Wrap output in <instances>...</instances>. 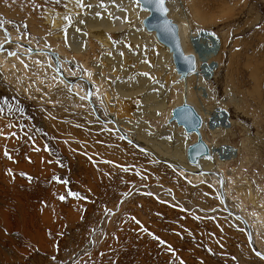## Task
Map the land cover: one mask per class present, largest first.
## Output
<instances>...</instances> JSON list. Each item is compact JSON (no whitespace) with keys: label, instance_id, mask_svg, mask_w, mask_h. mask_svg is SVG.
<instances>
[{"label":"rangeland","instance_id":"1","mask_svg":"<svg viewBox=\"0 0 264 264\" xmlns=\"http://www.w3.org/2000/svg\"><path fill=\"white\" fill-rule=\"evenodd\" d=\"M97 2L117 23L123 19L118 0ZM48 4L34 11L30 0H0V30L32 45L57 49L62 55L80 56L86 68L108 79L107 88L95 81L99 84L96 101L104 105L100 94L115 93L114 82L117 85L126 77L106 64L113 57L109 48L115 43L104 49L91 34L81 32L75 42L82 43L89 36L83 44L87 52L70 53L65 38H55L42 23L44 7L61 9L63 2L50 0ZM240 14L219 28L221 33L231 32L232 40L226 66L222 71L215 67L208 79L207 95L215 97L213 107L205 112L212 118L225 104L230 126L225 135L216 137L212 132L220 123L210 118L205 135L215 144L219 157L215 164L227 179L233 205L250 221L255 214L262 216L257 240L264 250V111L256 95H242L240 109L231 104L223 83L230 50L236 44L235 51L243 52L240 59L245 62L243 81L253 93L259 88L264 97V80L256 84L250 76L254 66L248 64L253 56L250 46L255 48L256 41L246 44L254 33H264V0H243ZM102 18L112 21L106 15ZM125 41L128 48L123 60L114 52V61L129 73L127 82L133 87L138 74L132 70L145 66L135 60L141 51L134 53L136 48L131 50V42ZM18 53L11 63L8 58L0 60V264H212L206 255L213 264H264L247 247L242 225L220 210L219 195L210 184H196L173 166L145 157L146 151L126 144L114 129L97 123L86 105L72 99L46 60L24 59ZM155 80L154 87L158 85ZM159 98L153 95L154 101ZM174 101L170 99L168 105ZM140 105L129 104L125 116L136 121ZM169 111L160 117L146 113L143 118L156 132L161 131L164 124H172L165 121ZM250 193L258 196L256 205Z\"/></svg>","mask_w":264,"mask_h":264},{"label":"bare ground","instance_id":"2","mask_svg":"<svg viewBox=\"0 0 264 264\" xmlns=\"http://www.w3.org/2000/svg\"><path fill=\"white\" fill-rule=\"evenodd\" d=\"M30 1L32 5V8H30L31 10L34 9V11L36 7H38V5H46L50 2V0ZM32 1H35L36 3L32 4ZM54 1H62L63 8L56 9L50 8L49 6H42L44 7V9L41 11V15L43 18L42 23L44 25L43 27L46 28H42V30H47L46 32L52 34L55 38L61 40L65 38L64 40L67 43L66 45H68V47L70 48V53L74 52L78 55H82V53L87 52V48H85L83 44H87L89 42V40L87 39L89 38L88 35L87 38L82 36V39L84 37L82 43L75 42L76 39H78L79 33L81 32L91 34L97 39L98 43L104 47V49L111 47L110 45L115 43L113 44L112 48H109L112 50L111 52L113 53V57L110 58V60L106 64L112 66L111 71H122V75L126 76L125 79L121 81V83H117L116 85V83L114 82V85L111 84L112 86H115V93L113 92L112 94V91L101 93L100 100H102V102L104 103V105L102 104L101 106L96 101L99 97V90L97 89L99 84H97L96 82L99 81L102 82V84L104 83L107 88L108 79L105 78V76H103L101 73L99 74L95 70L86 68L83 65L84 63L82 64L80 56L79 59L75 56H66L64 54L62 55V53L57 49H46L45 47L32 45L29 42L20 40L12 33H10V35L5 34L2 30H0V33H2V37H4L1 46L7 45V47H5V50L0 53V60L3 58H8V62L11 63L16 59L15 56L21 55L18 53V51L23 53L22 56H24V59L46 60L51 67V70L54 72V77H56L60 81V83L65 86L66 91L72 97V99L83 103L84 105H86V107H88L89 111L91 110L93 116L97 119L95 120L97 121V123L99 122V124L101 123L111 129H114L116 133H119L122 137L123 135L127 136V139H125V141L127 142L126 144L132 145L139 151H143L141 148L145 149L147 152L144 154L145 157L147 154L151 156L153 160H155V162L157 161L161 165L173 166L175 169H177V166L181 167L182 170L177 169L178 173L187 177L189 180L196 184L200 182H207L208 184H210L219 195L218 198H220V200L218 199V201L220 210L225 213L227 217L232 219L233 217H231L226 212L224 204L221 201V184L219 181V176L222 177L223 181H225L224 194L228 207L233 212L241 214L247 220L252 231L254 245L256 249L264 254V250L261 249L257 240V236L261 228L260 223L262 222V216L260 214H255V220L250 221L249 217L243 211L237 210L233 205L229 194L227 179L223 172L220 170L219 166L215 164L217 163V159L219 158L218 157L216 159L218 154L215 151V144L208 142L207 136L205 135V129H207L209 119L211 118H209L208 114L205 112L207 111L206 109H211L213 107V98L215 97L213 94V97L209 94L207 95V90L209 89L210 85L208 79L213 74V70L215 67H217L219 71H222L223 67L226 66L224 65L226 58L225 54L228 50V44L232 40L231 32L227 31L221 33L219 31V28L228 18H231V16H235V18H237L236 16L241 15L240 13L243 0H167V5L169 7V16L179 26V34L185 52L192 53L197 58V70L196 72L190 74L186 81L180 80L179 75L175 70V66L173 64L169 50L164 45L159 43V41L155 37L154 32H148L143 27V20L148 15V11L143 10L137 0H118L121 3L119 5L122 6L123 10V19L120 20L119 23H117L112 18V15L107 11L105 12L103 11V9H100V4H98L97 2L98 0H80L79 3L77 2V0ZM116 1L117 0H115V2ZM115 5L117 6V4ZM104 15H106L107 18H112V21L104 20L102 18ZM193 19L197 20H194L195 22H197V24L194 23ZM237 28L239 29V27ZM111 34L113 36L117 35L119 37V39H117L118 41L112 40L113 37L110 36ZM200 35L203 36L201 38L202 40H196V38ZM8 36L11 37L12 41L9 44H7L9 41ZM258 36L256 33H254L253 39L249 42H246V44L248 45L253 44L252 42L256 41L254 44L255 48L250 46L253 52V56H249V61L251 63H248L249 61L247 63L254 66L250 70V76L252 77V80H255L254 82H256V84L262 85V80H264V33L262 36H259V38L256 39V37ZM125 40L131 42V50L136 48L135 50H133L134 53H138L137 50L141 51L139 54H136L135 60L138 62H143V66H145V69L136 68V70H132L134 73L138 74L133 78V82L135 83L133 87H131L130 83L127 82L129 80L128 77H130L129 73L125 72L121 64L114 61L116 60V58L114 57V52L117 56L121 57L117 59H119L120 61L123 60L122 58L126 54V50L128 48L123 42ZM18 46H21L22 48ZM235 46L236 44L230 50V58L227 63L225 79L223 82L224 91L228 94L231 104L235 105L238 108L240 106V97L242 95L246 94L253 98H255L254 96L256 95V99L259 103L258 106H260V108L264 111V97L260 95L261 93L258 90L259 88L255 89L254 93L253 91L251 92L252 89L250 90L248 88L241 77L242 70L245 67V62H242V59H240L243 52H241V56L238 55L239 52L235 51ZM29 47L36 51L48 50L50 52L58 53L62 71L68 79H70L71 81H76V84L74 85L72 90L70 89L69 85L62 79V77L57 74L54 58L47 53H37L31 55ZM14 51H17V53H14ZM202 62H205L206 64L204 67H202ZM79 68L81 71L83 68L84 73H80L78 71ZM202 71L203 73H201ZM152 75H154V77ZM79 77L86 79L91 84L92 100L97 108L99 115L107 121L114 120L121 133L118 131L114 123H103L97 118L93 109L91 108V105L87 101V83L85 81L79 80ZM156 77L158 78V85H155L154 87V84L156 83ZM111 85H109V87H112ZM100 90H103L101 86ZM181 90L182 92L180 93ZM185 91H187V99L189 103L194 105L203 117L204 125L202 128V134L211 149V156L204 158L201 161V171L203 173L197 175H193V173L200 171V169L195 165H190L186 157V149L188 145L194 143L197 140V136L195 134L186 133V131L182 127H179L175 122H173L170 126H166L167 124H164L165 127H167V130L165 129V127H163L161 131L156 132L149 124V122L143 118L146 113H156L158 114V117H160L161 114H166L168 109H170L169 117L167 118L165 116V121L169 122L173 109L183 103ZM153 95L160 97L158 102L153 100ZM170 99L175 100V103L174 105L170 103L173 106L169 108L170 104L168 105V103ZM250 100H252V98H250ZM132 102L141 103V105L135 112L136 121L132 120V118H129L130 116L128 117L124 114V108L128 107L129 104H132ZM218 105L220 104L218 103ZM213 109H215V107ZM220 113L223 114V118L220 116ZM226 118H228L227 107L225 104H221L220 110L216 111L211 119L214 122L220 123L223 119ZM232 123L235 124L237 122L233 121ZM227 130V127L220 124V126H218L216 130L212 132V134H216V137L223 136V134L225 135V131ZM135 145H138L140 149ZM223 161L224 160H222V162ZM164 170H162L161 172H163ZM250 196L253 200V203L256 205V202H258V196H255L253 193H250ZM233 219L236 220L235 218ZM236 221L235 222L237 224L240 223L244 228L247 238L246 228L239 220ZM247 245H249L248 238ZM247 247H249L252 251L250 245ZM206 257L212 264L214 263V260L211 257H208L207 255Z\"/></svg>","mask_w":264,"mask_h":264},{"label":"water","instance_id":"3","mask_svg":"<svg viewBox=\"0 0 264 264\" xmlns=\"http://www.w3.org/2000/svg\"><path fill=\"white\" fill-rule=\"evenodd\" d=\"M137 2L140 4V7L143 10L148 11V15L143 20V27L148 32H154L156 39L164 45L170 52L173 64L175 66V70L177 74L179 75L180 80H187L188 76L197 70V58L192 53H186L181 42L180 34H179V26L177 23L174 22V20L169 16V7L167 5V0H165V8L167 9V14L163 15L156 11L154 4H149L146 2V0H137ZM9 43H11V37H9ZM5 46L2 45L0 47V53L3 52L5 49ZM29 50L31 52V55L37 54V53H43V54H49L51 55L55 60L56 65V72L57 74L62 77V79L69 85L70 89L74 87L76 84V81H71L66 77L64 72L61 69V63L59 61V54L50 52L48 50H41L36 51L29 47ZM76 68V67H75ZM77 69V68H76ZM79 80L85 81L87 83L88 92H87V101L91 105V108L93 109L95 115L97 118L102 121L103 123H114L117 127L118 131L120 132V129L118 128L116 122L114 120L107 121L103 119L98 111L96 106L93 103L92 100V87L91 84L82 77H79ZM183 103L177 107H175L172 111V115L170 118V123L175 122L179 127H182L186 133L188 134H195L197 136V140L188 145L186 149V157L187 161L190 165L197 166L200 171L193 173V175L202 174L201 171V161L204 158L211 156V149L207 142L205 141L203 134H202V128L204 125V120L201 114L198 112L196 107L189 103L187 99V91H185ZM220 116L223 118V114L220 113ZM121 133V132H120ZM124 139H127V136L123 135ZM140 149L138 145H135ZM143 151H146L145 149L141 148ZM160 161V160H159ZM177 169L182 170L181 167L177 166ZM190 173V172H188ZM220 181V194H221V201L224 204L226 212L236 220H239L244 227L247 230V238L249 241V245L252 249V252L255 256L260 257L264 260V254L261 253L258 249H256L253 241L252 231L250 228L249 223L247 220L239 213L233 212L226 203V198L224 194V181L222 177L219 176Z\"/></svg>","mask_w":264,"mask_h":264},{"label":"snow or ice","instance_id":"4","mask_svg":"<svg viewBox=\"0 0 264 264\" xmlns=\"http://www.w3.org/2000/svg\"><path fill=\"white\" fill-rule=\"evenodd\" d=\"M77 2L79 3L80 0H77ZM147 3L149 4H154L155 5V8H156V11L163 14V15H166L167 14V9L165 8V0H146ZM83 6V5H81ZM7 155V153H6ZM70 195H73V196H77V194L75 193H69ZM61 200L65 199L63 196L60 197Z\"/></svg>","mask_w":264,"mask_h":264},{"label":"built area","instance_id":"5","mask_svg":"<svg viewBox=\"0 0 264 264\" xmlns=\"http://www.w3.org/2000/svg\"><path fill=\"white\" fill-rule=\"evenodd\" d=\"M221 125L225 126V127H229L230 126V122L228 121V119H223L221 122H220Z\"/></svg>","mask_w":264,"mask_h":264}]
</instances>
